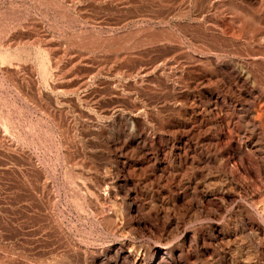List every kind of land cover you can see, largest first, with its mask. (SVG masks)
Masks as SVG:
<instances>
[{
    "label": "rangeland",
    "instance_id": "1",
    "mask_svg": "<svg viewBox=\"0 0 264 264\" xmlns=\"http://www.w3.org/2000/svg\"><path fill=\"white\" fill-rule=\"evenodd\" d=\"M0 264H264V0H0Z\"/></svg>",
    "mask_w": 264,
    "mask_h": 264
}]
</instances>
